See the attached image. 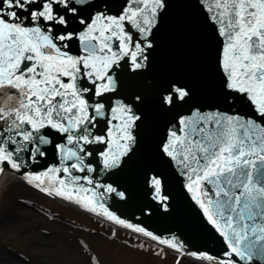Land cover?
<instances>
[{
	"label": "snow or ice",
	"instance_id": "snow-or-ice-1",
	"mask_svg": "<svg viewBox=\"0 0 264 264\" xmlns=\"http://www.w3.org/2000/svg\"><path fill=\"white\" fill-rule=\"evenodd\" d=\"M176 3L191 6L215 46L203 86L183 72L151 75ZM149 103L166 119L138 165L141 212L173 211L170 172L221 252L189 253L179 236L106 206L130 200L119 177L140 154ZM6 173L197 264L264 260V0H0Z\"/></svg>",
	"mask_w": 264,
	"mask_h": 264
},
{
	"label": "rangeland",
	"instance_id": "rangeland-1",
	"mask_svg": "<svg viewBox=\"0 0 264 264\" xmlns=\"http://www.w3.org/2000/svg\"><path fill=\"white\" fill-rule=\"evenodd\" d=\"M105 227L19 180L0 186V264H197Z\"/></svg>",
	"mask_w": 264,
	"mask_h": 264
},
{
	"label": "water",
	"instance_id": "water-1",
	"mask_svg": "<svg viewBox=\"0 0 264 264\" xmlns=\"http://www.w3.org/2000/svg\"><path fill=\"white\" fill-rule=\"evenodd\" d=\"M211 40L201 28L191 6L184 3L171 5L160 33L155 69L151 75L161 77L175 72H183L192 77L198 86L206 83L205 74L210 71ZM148 124L145 128L144 143L136 160L119 177V181L132 194L127 202L113 198L106 206L126 222L143 226L158 237L175 234L187 245L189 253L211 250L218 253L223 250L220 238L203 222L197 207L177 186L176 179L168 175L169 190L173 193L175 206L173 211L164 215L155 211L151 216L143 215L145 201L142 195L138 165L151 157L152 143L157 128H163L165 114L158 112L151 103L146 106ZM110 182V181H108ZM255 264H264L257 258Z\"/></svg>",
	"mask_w": 264,
	"mask_h": 264
},
{
	"label": "bare ground",
	"instance_id": "bare-ground-1",
	"mask_svg": "<svg viewBox=\"0 0 264 264\" xmlns=\"http://www.w3.org/2000/svg\"><path fill=\"white\" fill-rule=\"evenodd\" d=\"M9 178H12L10 175H8L7 173L3 176L0 177V186L1 184H3V182L6 180V179H9Z\"/></svg>",
	"mask_w": 264,
	"mask_h": 264
}]
</instances>
